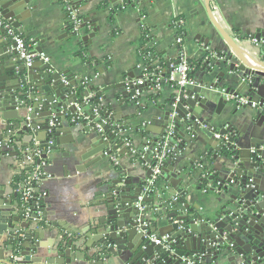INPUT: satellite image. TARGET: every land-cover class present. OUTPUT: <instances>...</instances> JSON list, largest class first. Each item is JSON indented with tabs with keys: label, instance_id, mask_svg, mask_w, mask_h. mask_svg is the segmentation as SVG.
I'll return each instance as SVG.
<instances>
[{
	"label": "crops",
	"instance_id": "crops-1",
	"mask_svg": "<svg viewBox=\"0 0 264 264\" xmlns=\"http://www.w3.org/2000/svg\"><path fill=\"white\" fill-rule=\"evenodd\" d=\"M71 1L86 21L85 29L78 35L74 34L73 27H69L66 21V10L60 0H31L28 13L24 16L19 28H15L10 23L12 29L32 48L42 49V52L50 57L49 65L52 72L60 74L61 80L65 77L71 82L75 81L76 85L72 89L75 88L77 96L81 93L85 96L93 93L96 97L102 98V102H98L105 110L103 115H110V121L114 122L110 124L112 130L117 125L124 127L126 130L124 138L132 143L135 150L140 151L147 141H156L162 137L166 115L173 109L171 102L174 94H178L172 86L167 84H164L159 91L145 89L139 100L141 104L139 106L130 96L125 98L122 95L121 91L124 89H120V85L131 80V77L140 78L143 73L142 67L146 64V60L142 56V48L149 41L145 39L147 34H152L151 39L155 46L151 49L156 52H154L156 63L167 67L176 62L179 53L183 51L189 60L201 59L200 69L195 71L197 72L195 77L206 86L211 85L216 89L252 96L248 85L244 86L242 80L236 78L238 74L230 72V63L226 54L227 41H224L212 24L207 0H134L135 4L128 5L124 10L121 9L123 0ZM210 11L226 35L242 50L248 51L254 57L259 53V50L249 43L251 40L249 35L264 33V0H211ZM142 13L146 14L145 20H142ZM0 17L5 20L1 15ZM179 17H183L185 35L178 37L175 22ZM93 34H95L93 38L84 40L85 37ZM206 47L211 53L219 55L226 61L210 60L208 58L210 53L206 51ZM82 49H87L91 61L85 62L79 56ZM157 53L160 57L156 56ZM36 67L42 68L43 65L37 63ZM222 74L225 76L222 77ZM85 78H90L91 81L86 89L78 92L81 87L80 81ZM44 90L46 91V88ZM158 94L160 96L156 101L151 100V97H158L156 96ZM200 95L207 103L201 107L197 106L198 110L194 114L197 119L216 130H228V135L233 136L243 147L252 145V148L247 150L250 153L255 145L264 143V123L258 121L259 111L250 107L238 108L230 103H221V96L217 91L202 90ZM41 113L37 115L36 121L43 124L45 118L40 117ZM71 119L72 117H69L68 121H65L73 124ZM67 123L61 122L68 144L64 157L68 154L74 156V163H76L74 171L65 172L62 168L52 167L51 159L46 160L47 165L44 168L46 178L37 187L40 190L39 201H44L45 213H50L48 221L42 223L43 229H41L43 233L40 244L44 253L62 241L60 237L54 239L52 233L46 230L48 222L57 223L68 229L86 227L84 221L89 209L92 210L91 204L100 190L99 186L104 181L118 179L119 171L115 172L112 169L113 165L122 168L121 179L125 180L136 181L146 178L150 172L126 144L120 152L113 153L112 163L107 161L105 164H97L86 169V166L94 160L91 156L94 152L89 141L91 133L84 132L85 125L77 127L73 124L71 130ZM17 124L9 122L8 125L12 128L14 136H18L20 131L18 128L15 129ZM38 132L44 135V138L46 134L48 135L45 131ZM176 132L182 137V139L177 138L176 141L174 138L171 142L179 153L177 164L167 163L166 165L167 167L175 166V169L184 175L185 182L178 186L183 193H177L174 197L172 185L161 177L162 180L155 195L157 198L162 197L164 203L168 204L167 214L178 209L182 211L184 205L178 201L184 198L183 202L190 207L194 215L206 220L213 218L232 196L240 194V189L234 185L221 193H205V188L201 189L199 184L202 181H212L214 175L225 179L233 175L236 168L231 157H223L220 154L222 148L213 149V140L204 132L200 131L197 138L190 139L184 122H180V127L176 126ZM7 134H9L8 129L1 133L2 137L8 138ZM22 136V145L29 143L30 147L34 140L33 133L30 135L25 133ZM181 143L184 144L182 148L179 145ZM18 151H21L20 155ZM25 151L23 147L17 150L13 147L9 156L0 157V181H4L8 190L13 193H16L13 187L14 175L22 173L15 168L18 165V159L24 156ZM14 153L19 157H12ZM82 157L85 159L81 160ZM113 158L118 159L119 165L113 162ZM200 164L204 166L203 169L207 167L208 172H212L211 175L208 172V177L203 174L204 170L198 169ZM1 174L4 176L1 177ZM211 177L213 179H210ZM252 180L259 181L260 189L264 190V176L255 174ZM19 198H21L20 194ZM174 199H177L178 205L174 207L176 209L170 207ZM161 205L162 203L155 201L147 207ZM42 215L43 212H41ZM147 216L151 229H156L157 234L161 230L166 231L168 225L165 214L161 216L153 210L151 215ZM32 226L33 232L38 230L35 225ZM72 264H84V261L76 260Z\"/></svg>",
	"mask_w": 264,
	"mask_h": 264
},
{
	"label": "water",
	"instance_id": "water-1",
	"mask_svg": "<svg viewBox=\"0 0 264 264\" xmlns=\"http://www.w3.org/2000/svg\"><path fill=\"white\" fill-rule=\"evenodd\" d=\"M30 3L31 0H0V15L18 29L28 13ZM210 4L211 0H207L212 24L224 41H227L226 54L230 63V72L238 74L236 76L238 79L246 76L255 77L254 82L248 85L250 94L255 100H263L264 47H258L259 53L255 57L248 51L242 50L212 17ZM85 27L86 25L82 30ZM94 36L95 34L90 35L84 40ZM249 36L260 41L264 38V33ZM36 51L42 53V49ZM37 63L43 67L37 68ZM37 63L27 68L20 60L16 44L9 36L8 30L0 26V140L7 138L2 137L1 133L11 129L8 126L9 122H16L18 124L15 129H20V137L25 133L28 135L33 133L34 140L45 152L42 156L43 160L51 159L52 167L73 172L76 164L74 156L68 154L64 157L68 144L61 122L67 123L65 120L74 117L77 112L76 104L81 102L85 95L74 94L72 87H75V81L68 80L69 84H64L61 75L53 73L49 64ZM224 76L222 74V77ZM131 80H134V77H131ZM124 87L125 84L120 85L119 88L124 89ZM135 88L133 87L131 95L135 94ZM226 91L230 94L234 93L230 90ZM121 93L125 98L128 97L126 91ZM200 93V88L188 86L182 88L178 94H174L171 106L176 104L177 127L182 121L188 123L186 119L188 114L193 115L192 121L197 118L194 115L198 110L197 106L201 107L207 103L200 97ZM54 101L56 102L51 106L47 104ZM223 102L227 103L221 97V103ZM42 104L45 108L41 113L38 107ZM28 107L33 109L29 114L30 127L26 121ZM171 112L166 115L164 131ZM39 113H41L40 117L45 118L43 124L36 121ZM257 114L258 121L264 123V116L261 113ZM53 116H55L54 120ZM51 120L55 124L54 127L49 126ZM111 122L114 123L109 120V123ZM23 123L24 125H20ZM67 126L72 130L73 124L68 122ZM37 127H39L38 131H45L49 136L46 134L44 138V135L37 131ZM92 128L93 124L85 125L84 130L85 133H91L89 141L94 152L91 155L94 160L86 166V169L97 164H105L107 161L111 162L113 153L124 149L123 141L112 133L110 125L104 126L106 138ZM211 128L209 126V129L203 132L213 140V149L222 147L223 139H216L214 134L223 137L228 135L229 131H210ZM262 145L264 143H258L255 148L259 149ZM250 146L243 147L233 136L231 137L227 147L234 150L231 161L236 168L233 175H237L236 186L239 187L240 194L232 196L213 218L207 220L194 215L184 202L182 211L178 209L167 214L168 204L164 203L162 197L157 198L156 195L146 197L143 201L144 205L148 206L155 201L162 205L148 207L146 215L139 218L136 203L151 172H148L146 178L136 181L125 180L121 179L122 168L112 164V169L115 172L119 171L118 179L101 183L100 190L91 204L92 210L89 209L84 221L86 227L68 229L57 223L48 222L46 230L52 233L54 239L60 237L62 241L52 246L46 253L41 250L40 239L43 233L42 223L48 221L50 213H45L44 201H39L40 190L33 188L32 198L24 203L18 193L9 191L4 181H0V264H72L76 260H82L84 264H264V190L260 189L259 181L249 182L255 174L264 176V164H260L262 160L257 158L256 154L247 151L248 148H252V145ZM24 147L27 149L29 143L24 144ZM4 155L5 152L0 149V157ZM11 156L19 157L16 153ZM26 156L27 154L24 153V156L19 158L21 161L15 169L32 174L33 167H27L25 170L21 167ZM84 159L85 157L81 158ZM3 176L1 174V177ZM162 179L172 185L174 197L177 193H183L178 186L185 182V178L175 166L165 165L162 168ZM252 185H255V188ZM176 205L178 204H173L174 207ZM36 207L43 212L41 217L38 216ZM155 209L159 210L158 215H166L168 227L166 231L161 230L158 234L156 229L150 228L148 235L157 234L159 239L167 237V242L162 245L146 241L143 233L145 229L142 225L145 221H149L147 215L150 216ZM28 211L30 212L27 216ZM32 225L38 230L33 232Z\"/></svg>",
	"mask_w": 264,
	"mask_h": 264
},
{
	"label": "built area",
	"instance_id": "built-area-1",
	"mask_svg": "<svg viewBox=\"0 0 264 264\" xmlns=\"http://www.w3.org/2000/svg\"><path fill=\"white\" fill-rule=\"evenodd\" d=\"M60 1L62 6L66 10V21L70 25H72L74 29V34L78 35L81 32L82 27L85 25L84 19L82 18L77 8L73 6L71 0ZM121 4L122 10H124L128 6L125 3V0H123ZM145 18L146 14L142 13V20H145ZM183 24V20H177L175 22L176 29H180V27H183ZM0 26L8 30L9 36L13 39L14 43L16 44V51L19 55V58L27 68L33 67L37 62H42L44 64L51 63V59L46 53L37 52L21 35L15 33V31H13L12 29L10 22L3 20L0 17ZM151 36V33L145 35V39H148L149 41L142 48V56L146 60V64H144L142 67L143 73L141 77L127 81L124 87V91L128 93V96H130V98L136 103L137 106L141 105L139 100H141L145 89L159 91L164 84H167L172 86L176 93H179L182 88H186L188 86L200 88L201 91H217L218 94L222 98H224L227 103L233 104L238 108L250 107L254 110L259 111L264 116V99L255 100L250 95L247 96L236 93L230 94L227 93L225 89H216L214 86L211 85L206 86L204 83L200 82L196 77H193L192 74L194 73L195 69L192 68L190 60L187 58L185 52L183 51L179 53L178 60L174 63L167 65V67H163L161 64L156 63L154 59V50L151 49L152 46H155V44L153 43ZM179 42L181 43V40H179ZM249 43L252 45V47L258 49L259 46L264 47V38H261L260 41H258L257 39H251ZM205 49L206 51H208V53H210L208 57L210 60L214 62L220 60L226 61L219 55L211 53L208 47H206ZM254 78L255 77L253 76H246L245 78L241 79L242 84L250 85L254 82ZM62 80L64 84H69L68 80L65 77H62ZM90 81V78H85L80 81V86L83 89H86ZM133 87H136L135 94L131 95ZM75 93L76 91L74 88V94ZM200 97L203 98L201 95ZM94 99H97V105L93 108H90L91 103ZM98 101L102 102V98H98L95 94L89 93L81 100V102L76 104L77 112L74 117H72L71 121L77 127H81L82 125L90 126L91 124H93L92 129H94L97 133L101 134L106 138L107 133H105L103 130L104 126H109L111 124L109 123V120L111 118L109 117L110 115L107 116L109 118H104L105 115H102L103 108L101 107V103H99ZM55 102L56 101L47 104L51 106ZM172 107L173 109L169 116L168 125L162 137L156 141H147L146 145L140 151L135 150L132 146V143L128 139L124 138L126 134V130H124V127L117 125L114 126V129L112 130L110 126L112 133L118 139L122 140L124 144H126L127 148L132 151L134 156L138 158L142 165L147 167L151 172V176L146 181L144 189L140 197L138 198V202L136 203V208L139 211V218L144 217L146 215V211L148 208L147 205H144L143 203L144 199L146 197L154 196L158 192V182H160L159 180L162 177V168L169 161L177 160L179 156V153H177L176 148L171 144L172 140L176 136L175 118L177 116L175 112L176 104H174ZM44 108L45 105L43 104L38 107L40 112L42 110L44 111ZM88 110H90V112H88ZM26 111L28 114L26 121L28 122V127H30L31 120L29 114L33 111V109L28 107ZM192 118L193 115L188 114L186 117L188 123H185L184 121L182 122L187 125L188 136L190 137V139L194 140L195 138H197L198 132L208 130L210 125L204 123L202 120L197 118L192 121ZM52 119L54 120L55 116H53ZM53 120H51L49 123L50 127H54L55 125ZM146 126L147 125L145 124V127ZM38 130L39 127H37V131ZM213 130L216 129L212 127L210 131ZM12 131L13 130L11 128L9 130L8 138L6 140H0V149L6 152V156H9L11 149L14 147L13 143L15 136ZM214 135L216 139H223L222 143H224V145L220 148L227 147V145L231 142L230 135H224L223 137H221L219 134ZM24 153H26L27 156L24 158L21 164L22 169L25 170L27 167H33L34 170L24 182L17 183L15 186L13 185V187H15L14 191L20 194L24 203H26L30 198H32L35 183H40L46 178L44 168L46 167L47 163L46 160L42 159V156L45 153L44 150L39 147V143L35 140H33L31 147L27 148ZM251 153L256 154V157L262 160L260 163L261 165L264 164V145H262L259 149L254 148ZM35 159L39 160L38 164L35 163ZM112 160L116 165H119V161L117 158H113ZM20 161L21 160L18 159V163H20ZM198 168L203 169L204 166L200 164ZM249 182L254 183L252 179H250ZM237 183V175H231L223 180L216 182L215 185H213L212 183H208L206 188L204 189V192L221 193L225 189L230 188L231 186H236ZM252 186L253 188H255V185ZM172 202L173 203L170 204V207L174 208L173 204L177 202V199H174ZM36 210H38V216H41L40 209L36 207ZM157 211L159 210H154V212ZM29 212L30 211L27 212V216L29 215ZM142 227L145 229L143 233L146 241H151L155 245H162L167 242V237L159 239V236L157 234L148 235V231L151 228L150 221H145Z\"/></svg>",
	"mask_w": 264,
	"mask_h": 264
},
{
	"label": "trees",
	"instance_id": "trees-1",
	"mask_svg": "<svg viewBox=\"0 0 264 264\" xmlns=\"http://www.w3.org/2000/svg\"><path fill=\"white\" fill-rule=\"evenodd\" d=\"M125 3L127 4V5H129V6H133L135 3H134V0H125ZM178 20H183V17H179L178 18ZM69 27H72V25H70L69 24ZM185 35V31H184V29H183V27H180V29H178V37L179 36H182V35ZM155 52V51H154ZM156 53V52H155ZM79 56L85 61V62H88V61H91V58L89 57V55H88V53H87V49H82L81 50V52L79 53ZM156 56L157 57H160L159 56V54L157 53L156 54ZM200 61H201V59H199V60H190V63H191V65H192V68H194L195 69V71H198L199 69H200ZM194 71V72H195ZM196 73L197 72H195V73H193L192 74V76L193 77H195V75H196ZM81 92V91H83V88L82 87H79V89H78V92ZM156 96H158V97H151V100H157L158 98H159V94L158 95H156ZM97 105V99H94L93 101H92V103H91V107L90 108H93L94 106H96ZM88 112H90V110H88ZM105 113V110L104 109H102V115ZM179 127H180V123H179ZM23 136H21L20 137V135L18 134V136H15L14 137V147H16V150L18 149V148H25L24 147V145H22V143H21V138H22ZM177 138H181L182 139V137L179 135V133L178 132H176V136H175V141H176V139ZM180 145V148H182L183 146H184V144H179ZM31 147V146H30ZM29 147V148H30ZM179 149V148H178ZM18 153H19V155L21 154V151L19 152L18 151ZM220 154L223 156V157H227V158H230L231 156H233V154H234V150L233 149H231V148H228V147H224V148H222L221 150H220ZM210 159V158H209ZM38 162H39V160L38 159H35V163L36 164H38ZM168 164H171V165H176L177 163H176V160L175 161H169L168 162ZM199 169V168H198ZM200 170V169H199ZM204 170V172L205 173H203V174H206L207 175V177H208V174H210L211 175V173L212 172H208L209 170L207 169V167H205V169H202V171ZM207 172H208V174H207ZM30 176V173L29 172H27V171H22V173H20V174H17V175H14V179H13V185L15 186L17 183H20V182H24L28 177ZM202 177V176H201ZM161 180L162 179H160L159 181L161 182ZM220 180H223L221 177H215V175H214V179L212 180V181H210V182H205V181H202L201 182V184H199L200 185V188L201 189H204V188H206V186H207V184L208 183H212L213 185H215L216 184V182H218V181H220ZM160 182H158V184L160 183ZM39 186V183H35V185H34V188H37ZM39 198V197H38ZM184 198H180L179 199V203H183V200Z\"/></svg>",
	"mask_w": 264,
	"mask_h": 264
}]
</instances>
